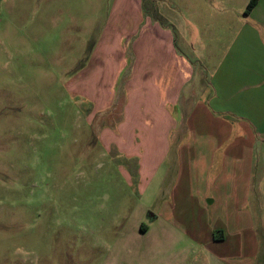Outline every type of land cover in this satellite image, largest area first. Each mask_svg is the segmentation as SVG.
Returning <instances> with one entry per match:
<instances>
[{"label": "rangeland", "instance_id": "rangeland-1", "mask_svg": "<svg viewBox=\"0 0 264 264\" xmlns=\"http://www.w3.org/2000/svg\"><path fill=\"white\" fill-rule=\"evenodd\" d=\"M139 1L191 32L197 66L215 60L177 0ZM118 3L137 0H0V264H175L167 237L142 225L168 196L176 156H143L139 171L109 149L101 136L122 120L120 101L94 114L82 75ZM112 94L124 98L121 84Z\"/></svg>", "mask_w": 264, "mask_h": 264}, {"label": "crops", "instance_id": "crops-1", "mask_svg": "<svg viewBox=\"0 0 264 264\" xmlns=\"http://www.w3.org/2000/svg\"><path fill=\"white\" fill-rule=\"evenodd\" d=\"M248 2L177 0L184 26L217 45L205 66L189 30L178 36L139 0L118 3L82 74L94 114L120 101L122 120L101 136L109 149L137 157L139 171L143 156H176L168 196L142 225L167 237L175 264H259L264 251V0L246 14Z\"/></svg>", "mask_w": 264, "mask_h": 264}, {"label": "trees", "instance_id": "trees-1", "mask_svg": "<svg viewBox=\"0 0 264 264\" xmlns=\"http://www.w3.org/2000/svg\"><path fill=\"white\" fill-rule=\"evenodd\" d=\"M258 1L259 0H249L247 7L245 9V13L249 14L254 9V7L257 5ZM142 229L145 230L143 226H142Z\"/></svg>", "mask_w": 264, "mask_h": 264}]
</instances>
